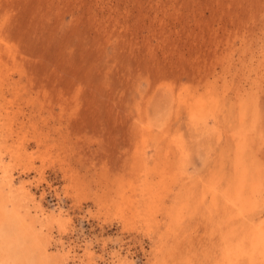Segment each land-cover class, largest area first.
<instances>
[{
    "label": "rangeland",
    "instance_id": "obj_1",
    "mask_svg": "<svg viewBox=\"0 0 264 264\" xmlns=\"http://www.w3.org/2000/svg\"><path fill=\"white\" fill-rule=\"evenodd\" d=\"M262 220L264 0H0V264H264Z\"/></svg>",
    "mask_w": 264,
    "mask_h": 264
},
{
    "label": "bare ground",
    "instance_id": "obj_2",
    "mask_svg": "<svg viewBox=\"0 0 264 264\" xmlns=\"http://www.w3.org/2000/svg\"><path fill=\"white\" fill-rule=\"evenodd\" d=\"M247 94H248V92H247ZM248 96H251V95L248 94ZM209 97H210V96H209ZM214 98H215V97H214ZM206 99H207V98H206ZM201 100H202V99H201ZM209 100H210V99H209ZM197 101H198V100H197ZM207 101H208V100H207ZM213 101H214V100H213ZM199 102H200V101H199ZM208 102H209V101H208ZM210 102H211V100H210ZM201 103L203 104V102H201ZM212 103H213V102H212ZM213 104H214V103H213ZM195 105H196V104H195ZM200 105H201V104H200ZM210 105H211V104H210ZM210 105H209V107H210ZM214 105H215V104H214ZM212 106H213V105H211V107H212ZM239 106H240V104H239ZM188 109H189V108H188ZM195 110H197V109H195ZM239 110H240V109H239ZM242 110H243V109H242ZM189 111H190V110H189ZM193 111H194V109H193ZM240 111H241V110H240ZM207 112H209V111H207ZM222 112H223V111H222ZM240 113H241V112H240ZM200 116H201V115H200ZM198 117H199V116H198ZM240 118H241V117H240ZM241 121H242V119H241ZM239 123H240V122H239ZM238 160H239V159H238ZM249 172H250V171H249ZM236 177H237V176H236ZM241 178H242V177H241ZM3 179H4V178H3ZM243 179H244V178H243ZM238 181H239V179H238ZM238 181H237V183H238ZM240 181L242 182V180H240ZM240 181H239V184H241ZM243 181H244V180H243ZM249 183H251V182H249ZM249 183H248V184H249ZM248 184H247V186H251V185L254 186L253 184H250V185H248ZM234 185H235V184H234ZM237 185H238V184H236V186H237ZM252 186H251V187H252ZM220 187H221V186H220ZM233 187H235V186H233ZM238 187H239V186H238ZM22 188H23V187H22ZM236 188H237V187H236ZM236 188H235V189H236ZM214 190H215V189H214ZM219 193H220V192H219ZM223 195H224V194H223ZM212 197H213V196H212ZM212 197H211V198H212ZM245 198H246V196H245ZM242 199H243V198H242ZM247 199H248V197H247ZM260 199H261V198H260ZM248 201H249V200H248ZM248 201H247V202H248ZM244 202H245V201H244ZM247 202H246V203H247ZM239 203H240V202H239ZM227 205H228V204H227ZM239 205H240V204H239ZM244 205H246V204H244ZM237 210H238V209H237ZM242 210H244V208H243ZM239 212H240V211H239ZM262 221H263V220H262ZM263 222H264V221H263ZM263 224H264V223H263ZM255 228H256V227H255ZM261 231H263V230H261ZM255 234H257V233H255ZM251 235H252V232H251ZM254 236H255V235H254ZM258 236H259V234H258ZM262 236H263V235H262ZM248 238H249V237H248ZM255 238H256V237H255ZM252 239H253V238H252ZM251 244H252V242H251ZM88 250H89V249H88ZM241 250H242V249H240V251H241ZM240 251H239V253H240ZM223 252H224V251H223ZM86 253L88 254V252H86ZM235 253H236V252H235ZM90 254H91V253H90ZM222 255H223V254H222ZM230 255H232V254H229V256H230ZM233 255H234V254H233ZM249 255H250V254H249ZM86 256H87V255H86ZM224 257H225V256H224ZM234 257H235V256H234ZM242 257H244V255H242ZM231 258H232V257H231ZM231 258H230V259H231ZM236 258H237V257H236ZM248 258H249V257H248ZM248 258H247V259H248ZM250 258H251V257H250ZM225 259H226V258H225ZM232 259H234V258H232ZM260 259H261V257H260ZM262 259H263V258H262ZM247 261H249V259H248ZM6 262H7V261H6ZM229 262H230V260H229ZM236 264H237V263H236ZM248 264H250V263H248Z\"/></svg>",
    "mask_w": 264,
    "mask_h": 264
}]
</instances>
